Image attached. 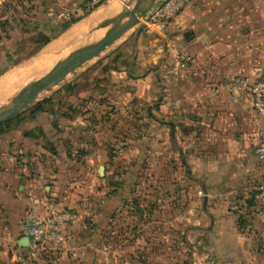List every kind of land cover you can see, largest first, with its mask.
<instances>
[{
  "label": "crops",
  "instance_id": "crops-1",
  "mask_svg": "<svg viewBox=\"0 0 264 264\" xmlns=\"http://www.w3.org/2000/svg\"><path fill=\"white\" fill-rule=\"evenodd\" d=\"M7 1L0 0V22L21 36L9 51L11 57L27 36L36 33L50 39L43 46L52 45L62 36L58 37L61 31L53 30L55 17L65 16L61 8L70 4L84 10L92 2L52 0L51 5V0H43L44 7L39 9L27 0L31 10L10 16L5 10ZM143 28L145 34L159 36L162 41L153 45L138 40L134 67L145 68L152 58L155 66L145 68L143 75L129 72L123 81L137 80L144 86L141 97L148 99L154 80L157 101L145 109L146 121L155 118L154 140L162 148L171 144L187 175L195 180L194 185L200 184V193L206 197L205 208L211 216L205 236L209 244L203 253H196L194 264H264V203L245 213L239 209L235 213L229 204L234 193L248 197L264 181V162L255 151L260 129L264 136V115L256 113L251 96L233 81L237 75L254 78L258 65L264 76V0H191L168 22H154L148 16ZM50 117L43 113L36 120L29 117L16 128L17 134L0 137V264H51L58 255L60 260L69 251L71 230L81 223L79 212L72 207L75 195L71 185L80 175L68 166L63 186L54 181L56 168L47 170L38 151V146L50 147L40 122L48 127L51 122L69 132L88 127L92 144L96 134L88 120L61 121L51 111ZM30 130L32 134L25 137ZM60 141L71 145L66 138ZM92 154L95 152L73 153L78 160L86 159L90 177L95 171ZM104 168L98 164L103 177ZM50 203L75 210L78 218L65 228V241L58 249L33 253L30 240L25 244L27 226L45 218ZM206 220L205 214L200 221L207 225Z\"/></svg>",
  "mask_w": 264,
  "mask_h": 264
},
{
  "label": "rangeland",
  "instance_id": "rangeland-1",
  "mask_svg": "<svg viewBox=\"0 0 264 264\" xmlns=\"http://www.w3.org/2000/svg\"><path fill=\"white\" fill-rule=\"evenodd\" d=\"M25 1H7L6 13L18 16L31 10V3ZM52 2L48 1L51 5ZM122 3V0H92L84 10L69 4L61 8L65 16L55 17L53 30L61 31L58 37L63 36L88 15L97 14L103 20L107 9L109 23L122 15ZM145 22L146 19L99 57L69 74L63 83L43 91L34 104L20 113L21 119L26 120L36 103L48 99L46 106L57 120H88L96 134L94 144L91 143V151L95 152L93 176H89L91 171L84 177L76 170L80 176L71 184L75 195L71 206L79 212L81 223L69 234L66 256L58 260L59 255H54L51 264H194L196 253H203L209 244L205 236L209 234L211 216L205 208L206 197L200 193V184L194 185L195 180L187 175L169 142L163 148L156 143L155 118L146 121L145 109L157 101L154 80L148 99L141 97L144 86L137 80L123 81L129 72L143 75L145 68L155 66L152 58L145 68L134 67L138 40L153 45L162 41L159 36L145 34ZM65 25L68 27L63 32ZM91 29L66 43L56 57L62 59L76 52L80 44L88 43L83 38ZM37 38V33L27 36L17 47L10 64L0 70V80L8 71L30 64L51 46L39 48L41 40L36 44ZM98 164L105 166L104 177ZM247 200L234 193L229 204L238 213L237 206H247ZM205 214L207 225L200 221Z\"/></svg>",
  "mask_w": 264,
  "mask_h": 264
},
{
  "label": "trees",
  "instance_id": "trees-1",
  "mask_svg": "<svg viewBox=\"0 0 264 264\" xmlns=\"http://www.w3.org/2000/svg\"><path fill=\"white\" fill-rule=\"evenodd\" d=\"M30 1H33V6L35 8L42 9L44 7L43 0ZM67 27L68 25H65L63 31L66 30ZM20 38L21 36L17 32L5 29L2 23L0 22V70L6 68L12 61V57L9 55V51L17 45V43L20 41ZM40 40L41 44L39 47H42L43 45L48 43L50 39L48 37L39 36L37 42H39ZM47 101L48 99H45L36 103L29 111V116L36 120L35 118H37L40 113H43L49 119L52 118L50 117V110H48L46 106ZM22 120L23 119H21V115L19 114L14 118L10 119L9 121L1 123L0 137L11 138L13 134H17L18 131L16 128L20 125ZM40 123L42 124L41 133H43L48 138L50 147L46 148L44 146H38V151L44 157L43 161L45 162V168L47 170L53 171L54 168H56L54 172L55 174H57V176L56 178H54V181H59L61 186H63L65 180L69 176V171L67 168L68 166L77 170L84 177H87L89 172L91 171V167L86 161H81L73 157V153L85 155L92 150L90 142L92 139V135L88 127L86 129H83L82 132H69L61 130L57 127L56 124H53L51 122L49 124V127L42 123V121ZM23 126L28 127V123H25ZM30 131H26L25 137H29L32 134L33 130ZM76 137L78 138V141H76ZM15 138L16 140L19 139V137L17 136ZM64 138H66L70 142V146H67L66 144L60 141ZM255 193L256 191L253 190L249 194V196L247 197V206L245 204L244 206L241 205L239 207V210H243V213H245V210L254 207L258 204L264 203L258 201L255 198ZM242 218L243 215H240L239 220H241Z\"/></svg>",
  "mask_w": 264,
  "mask_h": 264
},
{
  "label": "water",
  "instance_id": "water-1",
  "mask_svg": "<svg viewBox=\"0 0 264 264\" xmlns=\"http://www.w3.org/2000/svg\"><path fill=\"white\" fill-rule=\"evenodd\" d=\"M122 2V17L120 20L108 26L97 28V32L106 29L105 31L94 32L95 27L85 34L83 39L89 41L88 44L92 42V45H89L90 47L78 49V46L76 52L61 59L59 67L33 79L7 98L4 105L0 106V123L9 121L22 113L27 107L36 102L43 91L60 85L69 74L75 72L88 61L99 57L123 34L142 23L158 4L159 0H141L137 7H135L133 0H122ZM109 13L110 10L107 9L104 12V16ZM140 29H142V26ZM94 33L97 34L92 36ZM25 244L29 245L28 237L25 240Z\"/></svg>",
  "mask_w": 264,
  "mask_h": 264
},
{
  "label": "built area",
  "instance_id": "built-area-1",
  "mask_svg": "<svg viewBox=\"0 0 264 264\" xmlns=\"http://www.w3.org/2000/svg\"><path fill=\"white\" fill-rule=\"evenodd\" d=\"M96 1V0H94ZM191 0H159L149 14V20L154 22H168L180 12ZM262 66L255 67V77L237 75L233 78L236 85L243 88L252 98L253 106L259 116L264 115V76ZM259 142L256 154L264 162V136L259 130ZM255 198L264 202V181L255 187ZM78 213L75 210L59 209L54 203L48 205V215L42 220L30 223L26 229V236L30 240L33 253L47 249H58L65 241V228L76 221Z\"/></svg>",
  "mask_w": 264,
  "mask_h": 264
},
{
  "label": "bare ground",
  "instance_id": "bare-ground-1",
  "mask_svg": "<svg viewBox=\"0 0 264 264\" xmlns=\"http://www.w3.org/2000/svg\"><path fill=\"white\" fill-rule=\"evenodd\" d=\"M135 2V7L141 2V0H133ZM97 14L89 16L88 19L79 22L78 25L71 28L68 32H66L60 39L57 41H54L50 47L46 49V51L39 56V59L33 60L30 64L24 65L22 68L9 72L7 76H5L4 81L0 83V96L1 98L7 99V97H10L9 95L15 92V90H18L21 85H25L28 82L35 79V76L38 77L41 74H44L47 71L56 69L61 64V58L57 61H54L56 58V53L61 52L59 50L62 48L66 43L71 42L75 38H77L78 34H81L83 31L87 30L88 28H94L101 23L98 27H104L108 26L109 24H112L118 20L121 19L122 15L119 17H116L113 21L108 23V15L103 16V20H99V18L96 16ZM111 17V16H109ZM98 19V20H97ZM97 20L93 25L92 23ZM92 25V26H91ZM91 26V27H90ZM94 32H97V28ZM106 29L100 30L105 31ZM99 31V32H100ZM92 45V42L88 43H82L79 45V48L87 47L89 45ZM90 45V46H91ZM89 46V47H90ZM67 48V47H66ZM7 93V94H6ZM5 100H2L0 103L5 102Z\"/></svg>",
  "mask_w": 264,
  "mask_h": 264
}]
</instances>
